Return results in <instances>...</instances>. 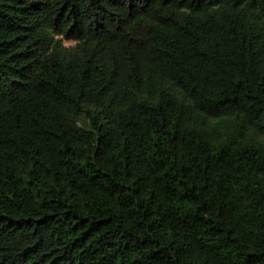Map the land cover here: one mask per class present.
<instances>
[{"label": "trees", "instance_id": "1", "mask_svg": "<svg viewBox=\"0 0 264 264\" xmlns=\"http://www.w3.org/2000/svg\"><path fill=\"white\" fill-rule=\"evenodd\" d=\"M0 264H264V0H0Z\"/></svg>", "mask_w": 264, "mask_h": 264}]
</instances>
